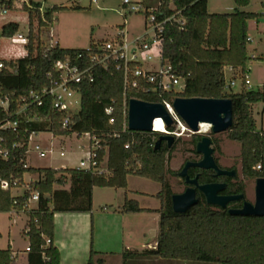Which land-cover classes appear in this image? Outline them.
Wrapping results in <instances>:
<instances>
[{
	"label": "trees",
	"instance_id": "trees-1",
	"mask_svg": "<svg viewBox=\"0 0 264 264\" xmlns=\"http://www.w3.org/2000/svg\"><path fill=\"white\" fill-rule=\"evenodd\" d=\"M250 3L251 0H235L236 7L230 13H210L208 0H160L152 8L159 19L175 16L183 22H168L162 40L163 59L184 81L182 92L154 91L152 85L143 82L141 87L125 91L123 62L111 60L108 69L92 68L93 82H83L74 87L80 93L78 112L55 109L53 97L47 93L42 95L41 106L33 104L25 113L18 115L20 106L24 104L23 98L28 100L31 92L42 94L59 84L60 75L54 69L57 61L66 57L75 60L81 55V65L88 66L91 56L102 54L98 47L104 40H91L87 49H64L58 44L48 47L39 40L34 57L0 59L3 65L0 69V100H8L7 110L0 107V149L8 153L6 159L0 156V177L10 184L8 189L0 185V213L28 214L29 264H60V252L53 244L55 214L91 213L94 188L127 189L129 176L162 184V190L156 195L161 203L156 210L160 215L156 249L142 253L126 252L123 254L125 262L133 258H153L198 264H264V217L231 215L228 209L208 205L200 192L197 193L198 204L186 213H175L172 208L175 193L166 175H179L182 170L172 172L167 168L168 159L180 138L175 137L171 147L163 141L156 149L162 133L135 132L127 126L131 99L160 104L176 98L229 99L233 106V125L228 136L241 146L242 174L247 179L264 178V131L258 130L253 116V106L264 103V84L262 90H247L242 80L250 60L248 23L264 19V12L244 11ZM0 5L7 10L24 11L30 19L37 16L39 31H47L49 35L56 13L68 9L54 6L43 10L42 3L16 0H0ZM70 9L79 10L81 7ZM130 15L123 14L125 21ZM18 31V23H9L2 27L1 33L4 38H12ZM26 49L31 50L30 36ZM130 67L134 69L135 64L131 63ZM227 68L238 72L232 74L231 79L241 78L240 91L225 89ZM108 109H111L110 114L106 112ZM67 117L71 122L64 127L63 121ZM15 122V129L3 128L7 123ZM168 131L173 132L174 127L169 126ZM43 132L54 137L72 134L95 136L100 140L98 168L105 164L106 170L99 173L81 168L29 167L30 136ZM191 138L193 152L197 153L196 146L202 135L193 134ZM258 166L261 167L259 170ZM28 173L37 174L39 180L30 183L21 196H13L12 189L23 187L24 175ZM198 175L201 185L220 181L213 177V171L189 170L191 178ZM56 186L59 189H55ZM244 192L243 185L226 191L230 194ZM34 194L39 196L37 207L30 209L28 201ZM121 211L151 212L128 197ZM96 255L98 253L91 252L88 264H96ZM14 258L10 246L0 249V264H12ZM97 263L102 264L103 260Z\"/></svg>",
	"mask_w": 264,
	"mask_h": 264
},
{
	"label": "rangeland",
	"instance_id": "rangeland-1",
	"mask_svg": "<svg viewBox=\"0 0 264 264\" xmlns=\"http://www.w3.org/2000/svg\"><path fill=\"white\" fill-rule=\"evenodd\" d=\"M17 2H35L42 3L43 10L54 6H64L67 10H63L55 15V23L51 28L52 34L55 36L54 40L60 42V47L64 49H87L91 43V40L102 41L113 38L124 25L125 19L123 18L122 4L124 0H98L97 3H91L90 0H16ZM133 3H139L144 0H130ZM160 0H145V5L151 8L156 7ZM79 6L81 9L73 10L72 7ZM235 0H208V11L210 13H230L235 9ZM2 7L0 5V59L12 60L17 58H25L27 56L34 57L37 53L39 40L46 46H54L50 44V35L47 31L40 32L38 28V18L34 16L30 19L28 13L21 10H7L2 13ZM246 12L261 14L264 12V0H251L250 5L244 9ZM129 21L127 27L132 38L129 41L135 40L142 36L145 31V16L141 13H133L128 16ZM9 23H18L19 31L17 34L26 37L29 42V36L31 41V50L27 51L26 45L16 44L11 41L10 38H4L2 36V27ZM30 23L32 26L30 27ZM249 31L248 35L253 40L252 44L248 45V56L250 60L247 63V74L250 77L252 90H262L264 84V19L253 20L248 23ZM128 30V29H127ZM254 57V59H253ZM226 82L231 80V74L226 72ZM242 87V80L238 78L236 84L233 87L234 92L240 91ZM72 111L78 112L80 109V95L75 94L73 98ZM77 102V103H75ZM253 116L257 122V128L259 131H264V103H258L253 106ZM210 130V131H209ZM209 135L213 141L212 147L215 150L214 157L218 162V165L224 169H233L237 172V177L231 181L232 186L238 187L244 186V193L246 199L250 203H255V188L256 180L247 179L242 174L241 164V146L237 142H233L229 139L228 131L220 134L211 133L210 127H208ZM192 133L186 132L183 136L179 137L180 140L176 142L175 151L168 159L167 168L172 172H179L187 162H198L202 159V156L193 152V145L191 143ZM177 138V137H176ZM39 146L42 151H47V155L41 158L38 151L35 149ZM91 149L90 137L87 135L78 136L72 134L70 136H57L54 137L49 132L34 134L31 143L29 144L27 153V165L32 168H54L61 169L64 166L69 168H79V164L82 160L88 159L89 151ZM64 153V157L60 154ZM102 169L105 171V164L102 165ZM31 176H27L28 182L31 180ZM166 180L170 183L172 190L175 194H181L185 191L186 185L183 179L179 175H173L168 173ZM128 187L120 193L112 191V195L107 193L103 195L99 203L102 206L108 205L116 206L117 197L121 194H127L130 199L140 196L138 192L149 193L150 195L156 194L162 190V184L139 178L136 176L128 177ZM23 190H13V195H22ZM128 196V197H129ZM104 197V198H103ZM150 198V197H149ZM152 198V197H151ZM156 200V199H155ZM143 207L152 208L156 205V201L152 199H146L141 201ZM30 209L36 208L34 203L29 205ZM110 208V206H109ZM24 221L28 219L27 214H21ZM5 215H0L1 226L3 228L8 227L7 219ZM148 221L150 229L155 227L158 229V223H154L151 218L144 219ZM145 221V222H146ZM5 222V224H4ZM154 223V224H153ZM5 230L0 236V249L8 248V235ZM115 233H120V228L114 229ZM117 234L116 236H118ZM128 237H139L144 240L145 234L141 233L139 229H135L127 234ZM15 247H23L27 239L24 238L21 228H18L12 234ZM96 239V237H95ZM102 260V259H99ZM146 263L144 264H198V263H183L175 261H166L153 258H143ZM159 260V261H156ZM98 259L94 257V262L97 264ZM118 261L112 260V264H117ZM74 264H82L80 261ZM84 264V263H83ZM128 264H132L129 260Z\"/></svg>",
	"mask_w": 264,
	"mask_h": 264
},
{
	"label": "built area",
	"instance_id": "built-area-1",
	"mask_svg": "<svg viewBox=\"0 0 264 264\" xmlns=\"http://www.w3.org/2000/svg\"><path fill=\"white\" fill-rule=\"evenodd\" d=\"M91 3H97L98 0H90ZM122 15L125 13H141L145 16V31L144 34L135 40L129 41L125 28H120L118 33L111 39L104 40V42L98 47L102 54L96 53L89 59V65H81L83 58L78 55L75 60L71 57H66L65 60L57 61L54 65V69L60 75V82L51 90H44L42 94L31 92L29 94L28 100L26 98L22 99V104L20 106L17 114H22L27 111L29 106L36 104L37 106L42 105V95L49 94L53 97V106L59 111L73 112V98L75 94H79V90L74 87L82 84L83 82H93L94 76L92 74L93 67H101L103 69H108L110 61L123 62L124 71V83L125 91L129 88L137 89L142 86V82L152 85L154 91L161 92H182L185 85L184 81L178 77L172 65L163 59L162 54V40L164 34L165 25L168 22L175 21L177 23L183 24L182 21L177 20L175 16L168 18L159 19L154 9H147L141 3H133L130 0L123 1ZM2 13H6L7 9L2 7ZM13 43L27 45L28 39L20 34L14 35L10 38ZM249 43L252 44L253 40L249 37ZM254 59V57H253ZM134 63L135 68L131 69L130 64ZM83 64V63H82ZM3 65L0 64V69ZM226 72L232 74H238L237 71L232 68H227ZM244 86L247 90H252L250 77L246 73L243 76ZM236 81L230 80L229 83L226 82L225 89L230 91L235 86ZM173 102H164L163 105L167 109L168 113L173 119L172 126L174 127L173 132L168 131V127L164 124V132L156 128V121H154L153 132L162 133L165 135H172L174 137H181V134L190 132L185 123L178 117L173 109ZM77 103V102H75ZM0 107L4 110L8 109V100H0ZM108 114L111 113V109L106 111ZM74 113V112H73ZM128 113V112H127ZM70 117H67L63 121V126L67 127L70 124ZM113 123V120L110 121ZM164 123V122H163ZM17 123H7L3 128H13L15 129ZM128 126V123H127ZM35 134V133H34ZM32 134V135H34ZM30 136V140L31 137ZM90 137L91 149L89 151L88 159L82 160L80 162L81 169L94 170L102 173L104 170L102 167L98 168L97 163V150L100 148V140L95 136L90 134H85ZM30 143V142H29ZM35 149L41 158L46 157L47 151H42L37 145ZM0 156L4 159L7 158L8 153L0 149ZM261 167L258 166L259 170ZM0 185L3 189H8L10 184L7 181L2 180L0 177ZM38 194H34L32 198L28 201L30 205L32 202L38 201ZM47 244H50V240H47ZM29 250V249H28Z\"/></svg>",
	"mask_w": 264,
	"mask_h": 264
},
{
	"label": "crops",
	"instance_id": "crops-1",
	"mask_svg": "<svg viewBox=\"0 0 264 264\" xmlns=\"http://www.w3.org/2000/svg\"><path fill=\"white\" fill-rule=\"evenodd\" d=\"M145 1V0H144ZM139 2L143 4L145 8L152 9L150 6H146L145 2ZM155 8V7H153ZM129 21L126 20L124 23V28L127 33L128 39L132 37L129 32V27H127V23ZM128 29V30H127ZM249 29V27H248ZM50 44L52 45H60L59 39L54 40L55 36L50 32ZM31 137L30 143L33 139ZM29 143V144H30ZM61 157H64V153L60 154ZM80 167V164H79ZM63 168H69L64 166ZM31 176V180L28 182L26 180L27 176ZM39 180V176L37 174H25L24 175V183L25 185L21 188H16L15 190H23V193L28 188L30 183L36 182ZM129 185V184H128ZM68 188V185L67 187ZM55 189H59V186H56ZM12 189V195H13ZM126 189H113V188H94L93 189V210L91 213H57L54 217V238L53 244L58 248L61 261L60 264H74L75 262L80 261L82 264H88L91 252H96V258L102 259V264H112V260L118 261L117 264H128L124 261L123 254L126 252H137L142 253L146 250H155L157 246V238H158V229L155 227L154 223H158L159 227V213L156 212L161 206L160 200L156 197V195L160 192L158 191L154 195H150L149 193H141L140 196H136L131 200H135L139 203V206L142 209L151 210V212L145 213H123L122 207L125 202V198L129 195L121 194V196L117 197L116 206L108 205L106 203L105 206H102L99 203L100 198L103 195H107V193L112 195V191L115 193H120V191H124ZM22 193V194H23ZM15 196V195H13ZM21 196V195H18ZM108 196V195H107ZM150 197V198H149ZM152 197V198H151ZM104 198V197H103ZM130 199V196L128 197ZM146 199H152L156 205L150 207H143L141 201ZM156 199V200H155ZM37 207V202H32ZM110 206V208H109ZM27 214L26 212L16 213H0V215H5V219H7L8 227L3 228L1 226L0 219V236L5 230L8 235V247L10 246L11 251L14 255V262L12 264H29L28 262V248H29V239L26 236L27 232V224L29 221V216L26 221H24L21 217V214ZM146 218H151L153 220L154 228L150 229L148 221L144 220ZM146 221V222H145ZM5 224V222H4ZM18 228L22 229L23 236L27 241L22 247H15L14 240L12 239V234ZM120 228V233L114 229ZM139 229V231L145 234L144 240L139 237L132 238L128 237V233L135 229ZM119 234L118 236H116ZM96 237V239H95ZM143 258H133L130 259L132 264H144L146 263ZM159 261V260H156ZM98 264V263H97Z\"/></svg>",
	"mask_w": 264,
	"mask_h": 264
},
{
	"label": "water",
	"instance_id": "water-1",
	"mask_svg": "<svg viewBox=\"0 0 264 264\" xmlns=\"http://www.w3.org/2000/svg\"><path fill=\"white\" fill-rule=\"evenodd\" d=\"M173 109L178 117L185 123L192 134L202 135L201 141L196 146V152L202 156L198 162H187L179 173L189 187L181 194L172 197V208L175 213H186L190 208L198 204L197 193L203 194L210 206L223 210L233 202L243 201L241 209H228L231 215L264 217V178L256 180L255 203L246 200L244 194L223 196L220 193L227 188L226 184L211 183L199 184V176L191 178L189 170L198 168L205 171H213L214 177H236L235 170L228 171L221 168L214 157L213 141L207 133H201V126L206 124L211 133L220 134L227 132L233 125V106L229 99L208 98H176ZM161 119L166 127L172 126L173 119L163 104L148 103L138 99H131L128 105V129L135 132L151 133L154 129V121ZM166 141L171 147L175 142L172 135L162 134L156 142V149Z\"/></svg>",
	"mask_w": 264,
	"mask_h": 264
},
{
	"label": "flooded vegetation",
	"instance_id": "flooded-vegetation-1",
	"mask_svg": "<svg viewBox=\"0 0 264 264\" xmlns=\"http://www.w3.org/2000/svg\"><path fill=\"white\" fill-rule=\"evenodd\" d=\"M184 167V166H183ZM221 167V166H220ZM183 169V168H182ZM224 169V168H223ZM225 170H228V171H232L233 169H225ZM181 172V171H180ZM214 172H213V177H214ZM199 176V175H198ZM237 177V175H236ZM236 177H228V176H222V177H214L216 179H219L220 181L219 182H215V183H219V184H226L227 185V188L224 192L220 193L221 195L223 196H229V195H240L241 193H236V194H230V193H226V191L231 187L233 190H236L238 187H234L232 186L231 184V181L236 178ZM184 181V179H183ZM185 182V181H184ZM186 185V183H185ZM189 187V185H186V189ZM185 189V190H186ZM245 195V193H244ZM247 200V199H246ZM234 205H238L237 207L234 208ZM243 207V201H239V202H233V203H230L228 205V209H241Z\"/></svg>",
	"mask_w": 264,
	"mask_h": 264
},
{
	"label": "bare ground",
	"instance_id": "bare-ground-1",
	"mask_svg": "<svg viewBox=\"0 0 264 264\" xmlns=\"http://www.w3.org/2000/svg\"><path fill=\"white\" fill-rule=\"evenodd\" d=\"M208 125H206V124H203L202 126H201V133H205V132H208ZM156 128L158 129V130H160V131H163L164 132V130H165V128H164V123H163V121L161 120V119H157V121H156ZM210 131V130H209ZM184 134H181L180 136H183Z\"/></svg>",
	"mask_w": 264,
	"mask_h": 264
}]
</instances>
